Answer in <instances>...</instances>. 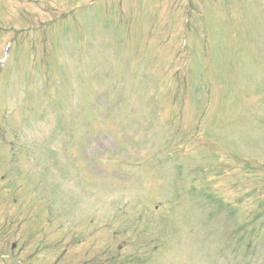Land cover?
Here are the masks:
<instances>
[{
    "label": "rangeland",
    "instance_id": "374dc122",
    "mask_svg": "<svg viewBox=\"0 0 264 264\" xmlns=\"http://www.w3.org/2000/svg\"><path fill=\"white\" fill-rule=\"evenodd\" d=\"M192 1L0 0V264H264V0Z\"/></svg>",
    "mask_w": 264,
    "mask_h": 264
}]
</instances>
